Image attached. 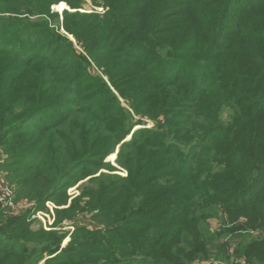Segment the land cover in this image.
<instances>
[{
    "label": "trees",
    "instance_id": "trees-1",
    "mask_svg": "<svg viewBox=\"0 0 264 264\" xmlns=\"http://www.w3.org/2000/svg\"><path fill=\"white\" fill-rule=\"evenodd\" d=\"M92 3L0 0V264H264V0Z\"/></svg>",
    "mask_w": 264,
    "mask_h": 264
},
{
    "label": "rangeland",
    "instance_id": "rangeland-1",
    "mask_svg": "<svg viewBox=\"0 0 264 264\" xmlns=\"http://www.w3.org/2000/svg\"><path fill=\"white\" fill-rule=\"evenodd\" d=\"M86 1V7L84 8V9H86L87 11H84V12H93V11H97L98 13H100L101 15H103L106 11H107V9H104V8H99V7H96V6H94V4L92 3V0H85ZM63 4V3H62ZM61 3H60V5H57V6H60V7H63V5H62ZM66 4V6L69 8V12H71V9H70V7L67 5V3H65ZM64 4V5H65ZM54 7H56V6H53L52 7V13H58L59 15H60V22L63 20V14H61L59 11H57V10H54ZM63 31V30H62ZM66 36H67V38H68V41H69V43H72L73 44V47H74V49L77 51V52H80L81 51V49L79 48V46L77 45V42H76V40L73 38V36H70V35H68V34H66ZM46 40H48V38H46L45 39V41ZM95 74H97V69L93 66V68H92V70H91V74H89L88 76H87V80H85L84 82L85 83H91L92 81H97V77L95 76ZM115 93V92H114ZM116 96H117V94H115ZM119 99H120V97H119ZM121 102V104L123 105V106H125L126 108H128V105H127V103L125 102V101H123V100H121L120 101ZM230 118H231V113H230V110L229 109H225L223 112H222V122L223 123H228L229 122V120H230ZM135 122H136V125H138V124H145V126H148V127H153V125H152V123L151 122H149V121H147L146 119H142V118H140V117H135ZM136 128H138V129H140V130H142L143 128H144V125L143 126H136L133 130H136ZM117 151V150H116ZM116 154V153H115ZM0 156H2V154H0ZM116 156V155H115ZM110 157V156H109ZM109 157L105 160V162L106 163H108L109 165H112V166H115V167H117L118 168V170L116 171V172H114V174L115 175H118V176H126L127 175V173L125 172V171H122V170H120V167L118 166V164H117V158L115 157L114 158V160H112V162L111 161H109L108 159H109ZM0 159H2V157H0ZM1 161V160H0ZM114 161V162H113ZM101 172H107V170L105 169V170H102ZM0 178L1 179H3V180H5V181H7L6 180V178H5V173H2L1 174V176H0ZM9 184H10V186L11 187H13V189H15V187L10 183V181H7ZM85 183V181L84 182H81V183H79L77 186H75L74 188H71L70 190H69V192H68V195L69 196H71V197H73V196H78L80 193H81V190H80V188H82V184H84ZM32 204H28V203H26V202H18V203H14L13 204V206H8V207H5V206H3V207H5V209H7L8 211H7V213H8V216H17V215H19V214H21V213H24V212H27L28 210H30V209H32L33 208V206H31ZM50 213V215H51V212H49ZM44 214H47V213H44ZM54 215H55V213H54ZM42 217V216H41ZM32 220H34V227L35 228H39V226H40V223H41V225H42V227L44 228V225L45 224H43L44 222L46 223V226L47 227H49V220L48 219H45L43 222L40 220V218L38 217V213L35 215V217L34 218H32ZM50 221H53V218H52V216L50 217ZM221 221H219L217 218H215V219H212L211 221H210V225H211V227H212V229L213 230H216L217 228H219L220 226H221ZM79 225H84V226H87V227H89L90 229H93V228H95L96 226L95 225H93L91 222H90V219H89V217H80L79 219H78V221L76 222V223H72V222H65L64 223V227H61V228H63V230L62 231H59V232H68L70 235L74 232V230H75V228L73 227V226H79ZM235 226H237V225H234V224H230V223H228L227 224V228H232V227H235ZM61 228L59 229H52L51 228V230H61ZM45 229V228H44ZM50 229V228H49ZM58 232V231H57ZM258 235H257V233H251V239H253V238H255V237H257ZM69 238V237H68ZM67 238V239H68ZM66 239V240H67ZM65 240V241H66ZM65 241L63 242V245H62V247H65L67 244H68V242L70 241H68L67 243H65ZM232 249L230 248L229 249V257H230V259H228V261H222V262H225L226 264H229V262L232 260V259H237L238 258V256L236 255V253L234 252L233 253V251H231ZM241 259H246L247 260V258L246 257H239L238 259H237V261H239V260H241ZM214 261H218V260H203V261H200V262H198V263H196V264H209V263H211V262H214ZM36 264H45V259L44 260H42V261H39V262H37ZM233 264H236V263H233Z\"/></svg>",
    "mask_w": 264,
    "mask_h": 264
},
{
    "label": "built area",
    "instance_id": "built-area-1",
    "mask_svg": "<svg viewBox=\"0 0 264 264\" xmlns=\"http://www.w3.org/2000/svg\"><path fill=\"white\" fill-rule=\"evenodd\" d=\"M0 154H1V152H0ZM1 174H0V176H1ZM14 200H15V190L13 189V187L10 186V184L7 181H5L3 179H0V205L1 206H5V207L13 206ZM47 207L49 208V210L51 212V215H50V213L49 214L38 213V217L40 218V220L42 222L45 219H48L49 220V227H47L48 225L46 226V223L44 222L43 223V224H45L44 228L46 230H51V227L53 226V223L55 221V215H54V207L55 206L53 204H51V203H47ZM51 216L53 218V221H50V217ZM231 251H233V253H234V249H232ZM237 259H232L229 262V264H233V263H236V264H248L246 259H241L239 261H237ZM209 264H226V263L222 262V261H214V262H211Z\"/></svg>",
    "mask_w": 264,
    "mask_h": 264
},
{
    "label": "water",
    "instance_id": "water-1",
    "mask_svg": "<svg viewBox=\"0 0 264 264\" xmlns=\"http://www.w3.org/2000/svg\"><path fill=\"white\" fill-rule=\"evenodd\" d=\"M65 10H69V8L67 7V8L64 9V11H65ZM61 12H62V13H61ZM61 12H60V13L63 14V11H61ZM137 129H138V128H136V130H137ZM136 130H135V131H136ZM131 138H132V135H131L126 141H129ZM119 149H120V147L117 148L116 155H118ZM116 158H117V156H116ZM115 160H116V159H115Z\"/></svg>",
    "mask_w": 264,
    "mask_h": 264
},
{
    "label": "bare ground",
    "instance_id": "bare-ground-1",
    "mask_svg": "<svg viewBox=\"0 0 264 264\" xmlns=\"http://www.w3.org/2000/svg\"><path fill=\"white\" fill-rule=\"evenodd\" d=\"M65 8H67V6H66V5H64V8H63L61 11H63V12H64V9H65ZM116 156H117V155H116Z\"/></svg>",
    "mask_w": 264,
    "mask_h": 264
},
{
    "label": "crops",
    "instance_id": "crops-1",
    "mask_svg": "<svg viewBox=\"0 0 264 264\" xmlns=\"http://www.w3.org/2000/svg\"><path fill=\"white\" fill-rule=\"evenodd\" d=\"M1 179V178H0Z\"/></svg>",
    "mask_w": 264,
    "mask_h": 264
}]
</instances>
